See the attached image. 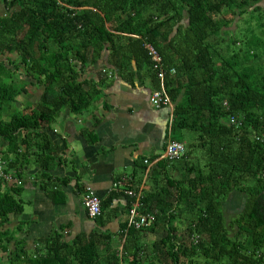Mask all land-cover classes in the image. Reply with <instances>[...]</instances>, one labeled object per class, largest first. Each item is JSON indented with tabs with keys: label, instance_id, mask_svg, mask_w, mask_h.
<instances>
[{
	"label": "trees",
	"instance_id": "trees-1",
	"mask_svg": "<svg viewBox=\"0 0 264 264\" xmlns=\"http://www.w3.org/2000/svg\"><path fill=\"white\" fill-rule=\"evenodd\" d=\"M147 45L177 70L164 85L174 104L173 137L187 148L179 178L168 159L150 171L155 187L142 192L139 211L156 213L155 224L137 229L126 221L113 236L102 215L89 235L67 240L57 229L32 250L15 236L26 224L5 229L24 207L20 186L3 190L0 179V249L8 255L0 264H264V0H0L6 172L22 175L33 138H46L44 125L63 108L80 113L100 99L104 78L92 85L81 75L106 52L120 75L131 59L152 68L160 88ZM36 84L44 88L40 100L5 119ZM232 115L243 118L241 127L229 124ZM133 179L139 191L141 180ZM236 193L245 203L229 215L225 205ZM158 229L164 233L150 256L146 233Z\"/></svg>",
	"mask_w": 264,
	"mask_h": 264
},
{
	"label": "crops",
	"instance_id": "crops-1",
	"mask_svg": "<svg viewBox=\"0 0 264 264\" xmlns=\"http://www.w3.org/2000/svg\"><path fill=\"white\" fill-rule=\"evenodd\" d=\"M3 58L1 54L0 59ZM81 76L92 85L104 78L100 99L80 113L63 108L44 125L46 138H33V144L21 162L22 175L18 177L24 179V184L17 197L24 208L22 213L10 216L5 229L17 230L22 223L26 224L15 236L23 239L32 250L54 230L62 229L67 240H73L81 234L89 235L97 228L98 221L88 215L82 203L85 185L102 200V215L107 219L105 230L113 236L118 235L122 224L129 221V211L136 198L117 189L115 184L127 178L132 184L135 177L141 180L137 191L140 195L143 191L153 190L157 174L150 171L162 160L168 142L176 140L172 134L174 104L157 107L152 102V94L158 89L152 68L131 59L127 70L120 75L109 64V53L106 52ZM27 88L28 92L18 95L5 119L10 118V113L23 111L40 100L43 87L36 84ZM7 146L1 137L2 157ZM170 163V173L175 178L182 176L185 161L180 159ZM142 164H147L148 168L143 176H139ZM44 166L48 167L42 168ZM43 173L50 179L44 178ZM9 186L5 183L2 189ZM133 198L134 202L129 206ZM175 221L178 224L177 221H185V217L178 216ZM163 233L162 229L146 233V253L150 256H153L152 245ZM7 259V253L0 249V262L6 263Z\"/></svg>",
	"mask_w": 264,
	"mask_h": 264
},
{
	"label": "built area",
	"instance_id": "built-area-1",
	"mask_svg": "<svg viewBox=\"0 0 264 264\" xmlns=\"http://www.w3.org/2000/svg\"><path fill=\"white\" fill-rule=\"evenodd\" d=\"M147 48L149 50L150 59L157 73V77L159 78L161 83L160 88L155 90L152 94V102L157 107H161L163 105L172 107L173 103L166 92L164 81L168 73H170L171 75H175L177 70L175 68L167 69L165 67L163 58L155 47H153L152 45H147ZM225 105L228 106L226 102ZM229 124L236 127H241L243 125V118L232 115L229 118ZM186 152L187 148L185 142L179 140H170L167 144L162 159H168L170 161L180 160L185 156ZM146 163H148V161H146ZM0 179H3L4 182L10 186H22L24 184L23 178L6 172L5 160L1 155ZM115 187L117 189H123L125 193L136 198L134 205L129 211V225H133L137 229L152 227L157 220L156 213L139 211V208L142 205L140 201L141 195L139 194V192L132 189L131 180L127 178L119 181L115 184ZM82 203L91 218L96 219L102 216V200L88 185H85L83 189Z\"/></svg>",
	"mask_w": 264,
	"mask_h": 264
},
{
	"label": "rangeland",
	"instance_id": "rangeland-1",
	"mask_svg": "<svg viewBox=\"0 0 264 264\" xmlns=\"http://www.w3.org/2000/svg\"><path fill=\"white\" fill-rule=\"evenodd\" d=\"M245 203V196L242 193H236L230 197L229 201L225 205V211L229 215L237 214ZM179 228L182 232L186 229V221H177Z\"/></svg>",
	"mask_w": 264,
	"mask_h": 264
}]
</instances>
